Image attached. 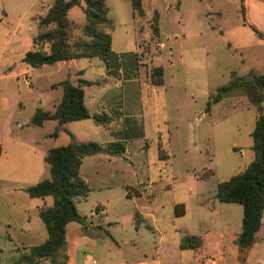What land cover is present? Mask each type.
Returning <instances> with one entry per match:
<instances>
[{"label":"crops","instance_id":"obj_1","mask_svg":"<svg viewBox=\"0 0 264 264\" xmlns=\"http://www.w3.org/2000/svg\"><path fill=\"white\" fill-rule=\"evenodd\" d=\"M226 2L243 4L240 13L264 35V0ZM180 4L177 1L178 9ZM6 17L7 13L2 10L0 23ZM67 18L73 23L72 43L81 38L85 18L80 7L70 9ZM107 18L110 23L103 29L109 32L112 23L108 13ZM110 38L113 55L105 60L81 58L33 69L21 62L26 52L36 50L33 44L16 57L15 62L25 66L20 84L35 102L34 112L28 118L30 125L24 124L21 116L25 107L20 84L16 81L15 92L10 87L9 74H5L8 72L0 75V226L5 229V233L0 232V238L27 245L23 253L45 241L47 233L38 213L41 208L52 205V198H30L24 190L49 177L44 162L47 151L67 145L72 136L77 142L103 146L121 143L123 151L115 155L99 153L81 160L78 173L90 191L75 202L84 225L71 222L66 226V264H195V254L206 239H210L212 261L216 256L225 259L227 251L239 253L235 238L241 231V205L219 202L215 192L204 195V186L190 191L189 202L171 197V182L175 178L173 172L165 169L170 165V158L163 148L170 137L164 71L161 66L150 63L157 61L159 54L150 60L141 46L139 51L120 50L113 37ZM5 50L3 43L0 64ZM42 50L46 51L47 47ZM156 67L163 71L161 85H154L150 75ZM34 70L41 71L36 74ZM24 75L33 77L37 83L25 87ZM80 80L94 83L82 88L83 103L90 116L110 117L106 126L96 125L92 118L73 121L64 124L55 136L57 121H45L41 127L31 124L37 110L54 112L62 97L61 82L76 85ZM173 82L169 83L170 88ZM257 116L258 113L251 118L249 137ZM46 128L48 131L44 132ZM39 132L43 133L39 135ZM251 147L252 143L248 148L252 154L238 173L253 160ZM182 205L190 208L186 214L193 209L201 220L177 221L178 217L185 216ZM193 236L200 240L198 248H180L183 238ZM151 238L154 245L150 244ZM166 238L171 239L170 243H165ZM146 244L150 245L148 249L142 246ZM128 246L129 250H124Z\"/></svg>","mask_w":264,"mask_h":264},{"label":"rangeland","instance_id":"obj_2","mask_svg":"<svg viewBox=\"0 0 264 264\" xmlns=\"http://www.w3.org/2000/svg\"><path fill=\"white\" fill-rule=\"evenodd\" d=\"M177 1L181 3L179 9ZM141 2L144 16L138 17L129 0H106L112 23V31L107 32L120 50L134 51L141 46L150 60L159 54L158 60L150 63L161 66L164 71L170 137L163 148L170 158V165L165 169L173 172L175 178L171 182V197L189 202L190 191L202 186L204 195H213L217 184L238 174L252 154L248 149L252 143L248 131L257 110L245 98L227 99L207 110L208 97L226 85L232 73L243 76L250 70L263 69L264 39L257 37L250 28L252 24L240 13L244 6L241 3H227L226 0ZM52 4L53 0H0V18L2 10L7 13L0 23V46L6 44L0 75L8 72L5 74H9L10 87L15 92L25 67L15 62L16 57L31 48L38 32V18L45 16ZM74 11L80 10L74 8ZM155 13L159 16V42L152 38L150 31ZM34 71L39 74L41 70ZM25 77L29 83H37L28 75L22 80ZM19 87L25 107L22 120L30 125L28 118L34 112L35 102L21 84ZM234 143L237 147H233ZM182 209L185 216L178 217L177 221L196 223L201 220L193 209L186 214L190 209L187 205H182ZM0 232L5 233L1 226ZM170 240L166 238L165 243ZM255 240L246 251L236 254L227 251L225 259L216 256L212 261L209 259L213 256L209 249L210 239H206L195 254V264H264V225ZM152 242L151 238L150 244L154 245ZM25 246L0 238V264H14L13 258L20 256ZM142 246L150 247L148 244ZM124 250H129V246Z\"/></svg>","mask_w":264,"mask_h":264},{"label":"trees","instance_id":"obj_3","mask_svg":"<svg viewBox=\"0 0 264 264\" xmlns=\"http://www.w3.org/2000/svg\"><path fill=\"white\" fill-rule=\"evenodd\" d=\"M106 0H53L45 16L38 18V32L32 39L35 51L26 52L21 62L26 66L38 69L51 66L57 62L81 58L107 59L113 55L110 35L103 28L109 25ZM134 14L144 16L141 0H129ZM80 7L85 18L81 27V38L70 42L73 23L67 18L68 11ZM243 11V7H242ZM159 16L154 14L150 22L152 38L159 42ZM251 30L264 39V35L256 28ZM43 47H47L43 51ZM154 85H161L163 71L161 67L151 70ZM94 83L80 80L76 85L69 81L60 83L62 97L52 114L37 110L31 118V124L41 127L45 121H57L54 135H58L61 127L69 122L92 118L96 125L106 126L111 118L105 114L90 116L83 103L84 86ZM207 110L224 100L245 98L258 113L252 138L253 160L240 173L217 184L215 198L222 203H236L242 206L243 215L241 231L235 238L239 252L246 251L255 243L256 234L262 226L264 211V61L260 71L250 70L246 75L231 74L229 82L211 92L208 97ZM65 146L47 151L44 162L48 166L49 177L27 187L24 192L30 198H52L50 207L39 210V218L46 229L45 241L28 249L16 259L14 264H66V226L71 222L84 225V218L76 209L77 199L85 198L90 189L79 176L81 160L86 156L99 153L119 154L123 151L121 143L100 145L95 142H77L72 136ZM200 246L197 237H185L180 242L182 249H196Z\"/></svg>","mask_w":264,"mask_h":264},{"label":"built area","instance_id":"obj_4","mask_svg":"<svg viewBox=\"0 0 264 264\" xmlns=\"http://www.w3.org/2000/svg\"><path fill=\"white\" fill-rule=\"evenodd\" d=\"M22 83L25 87H28V85H29V82L26 78L23 79Z\"/></svg>","mask_w":264,"mask_h":264}]
</instances>
